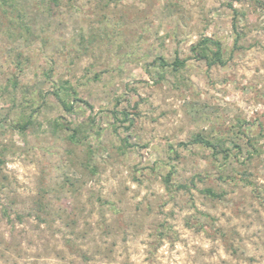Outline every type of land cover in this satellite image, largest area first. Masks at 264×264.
I'll return each mask as SVG.
<instances>
[{"label":"rangeland","instance_id":"obj_1","mask_svg":"<svg viewBox=\"0 0 264 264\" xmlns=\"http://www.w3.org/2000/svg\"><path fill=\"white\" fill-rule=\"evenodd\" d=\"M5 10L0 264H264V0H17ZM204 36L227 48L225 66L193 59ZM159 57L188 62L175 72L153 65ZM67 80L93 109L70 98L74 112L63 110L51 92ZM199 133L243 153L216 161L192 144Z\"/></svg>","mask_w":264,"mask_h":264},{"label":"trees","instance_id":"obj_2","mask_svg":"<svg viewBox=\"0 0 264 264\" xmlns=\"http://www.w3.org/2000/svg\"><path fill=\"white\" fill-rule=\"evenodd\" d=\"M0 2H1L0 11H2V13H0V20H2L3 17L7 16L6 14H8V11L5 10V7L9 6L10 8H14L15 2H17V0H0ZM54 2L58 4L59 0H54ZM230 5L232 6V4ZM235 12L236 14L234 18L233 28H234L235 34L237 35V38L235 41V44L237 45V41L240 38V35L237 34L238 33L237 32L238 19L236 16L238 15V11L235 10ZM191 52L193 53V59H195L196 61L205 63L206 66L209 68H212L216 65L225 66L227 64V60H226L227 48L224 47L220 39H215L213 37L204 36L197 42L196 45L191 47ZM187 62H188L187 59L182 60L177 57L172 63H170L169 61L165 60L163 57H159L153 62V65H156L158 63V65L164 69H171L172 71L179 72L180 70H182L183 68L187 66ZM14 87L15 88L17 87L16 83H14ZM51 94L54 97H56V99L61 104L63 110L67 112L68 114H72L74 112V105H75L70 101V98H73L75 102L85 104L90 109H93V106L90 103L78 98L77 90L73 88V86L68 80L60 82V85H56L55 89L51 92ZM35 111L36 110H34L33 112ZM121 113L124 115L123 120L131 121L132 123L133 120L129 119V114L127 112L124 111ZM116 119H118V116H116ZM30 124H31V120L23 124L17 123L15 127L20 131H24L27 129V127ZM55 125L63 129L70 130V134H69L70 142L74 144L81 142L79 139V129L78 128H75V127L71 128L70 125L65 124V123H60V122H56ZM244 137H247L248 139H250V136L247 133H244ZM232 139L235 140V137ZM234 142L235 141L229 142L223 138H219V140H217L216 142H213L210 138L206 137L202 133L197 134L196 137L193 138L192 140V144H198V145H202L207 148H210L212 150V154L214 155L216 161H218L219 157L222 156V159H224L225 162H228L229 160H231L233 156H236V158H238L239 154L243 153L241 146L238 145V143L236 142L234 144ZM182 145L188 146L187 143L182 144ZM232 148H235L236 152H233ZM174 154L176 155V157H178L177 151H175ZM2 157H3V152L0 151V165H3L4 163V160ZM175 174H176L175 168L174 166H172L170 172L164 179V182L166 183L168 187L171 185H174L173 176ZM183 187L184 186H179V188H183ZM204 192L208 196H211L214 199H220L221 197H223L220 194L216 193L213 190V188H207L205 189ZM218 233L223 239H227V234H225L224 232H218Z\"/></svg>","mask_w":264,"mask_h":264}]
</instances>
